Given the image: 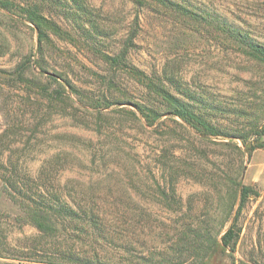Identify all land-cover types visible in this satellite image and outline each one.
Segmentation results:
<instances>
[{
	"label": "rangeland",
	"instance_id": "1",
	"mask_svg": "<svg viewBox=\"0 0 264 264\" xmlns=\"http://www.w3.org/2000/svg\"><path fill=\"white\" fill-rule=\"evenodd\" d=\"M17 1L40 3L61 34L41 52L35 27L0 9L1 241L39 238L2 188L22 178L74 205L92 199L108 233L155 264H264V148L204 136L146 87L219 107L228 131L263 125L264 63L208 21L264 46V0H172L208 21L150 0ZM143 103L162 114L154 124Z\"/></svg>",
	"mask_w": 264,
	"mask_h": 264
},
{
	"label": "trees",
	"instance_id": "2",
	"mask_svg": "<svg viewBox=\"0 0 264 264\" xmlns=\"http://www.w3.org/2000/svg\"><path fill=\"white\" fill-rule=\"evenodd\" d=\"M150 1L185 16L193 17L197 21H208L209 14L206 11L189 9L188 6L183 7L172 0ZM0 9L7 12L17 11L25 21L35 27L38 32L41 52L43 51V42L49 38L50 31L61 34V28L53 21L48 20L43 14L40 3L36 1L0 0ZM78 10L81 11V9ZM208 22L210 25L218 23L219 27L244 47L251 57L264 63V46L256 43L251 35L241 28L231 25L226 19L209 18ZM146 87L159 95L163 104L167 106L165 115L182 119L191 127L202 132L204 136L222 141L241 140L245 150L250 154L264 148V141H262L264 113L263 125L256 120V123L252 124L248 131L237 129L228 131L214 122L211 113L220 111L219 107L205 104L197 108L195 101L193 103L178 99L165 88L152 82ZM135 106L151 124H154L162 115L151 105L143 103ZM220 112L222 114V111ZM2 188L12 203L20 210V214L15 217V220L21 226L29 225L37 229L41 236L39 235L38 239L28 241L20 247H13L0 239V264H141L140 261L155 264L146 258L141 259L136 248L133 249L130 242L127 243L119 232L117 234L108 233L105 221L99 218V215L94 213L91 208L90 200L92 201V199L90 198L84 196L79 201L81 205H74V202L72 204L69 201L65 202L60 195H43L39 191V184H31L22 178L4 181ZM229 233L232 234V231ZM227 237L228 235L224 239ZM43 238H52L53 244L50 241L48 242L50 244H46L39 240ZM79 243L82 248L78 246ZM120 251L137 255H135L136 258L128 259L120 256Z\"/></svg>",
	"mask_w": 264,
	"mask_h": 264
}]
</instances>
